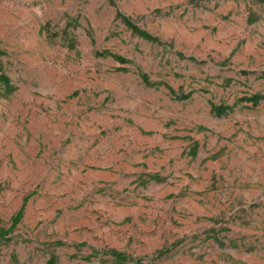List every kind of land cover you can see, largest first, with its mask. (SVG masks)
<instances>
[{
	"label": "rangeland",
	"instance_id": "rangeland-1",
	"mask_svg": "<svg viewBox=\"0 0 264 264\" xmlns=\"http://www.w3.org/2000/svg\"><path fill=\"white\" fill-rule=\"evenodd\" d=\"M29 194L0 264H264V0H0V231Z\"/></svg>",
	"mask_w": 264,
	"mask_h": 264
},
{
	"label": "trees",
	"instance_id": "trees-1",
	"mask_svg": "<svg viewBox=\"0 0 264 264\" xmlns=\"http://www.w3.org/2000/svg\"><path fill=\"white\" fill-rule=\"evenodd\" d=\"M117 15H118V17L121 18V20L129 28L132 29V31L135 34L141 36L144 39H147V40H150V41H153V42H157V43H162L161 39L158 36L153 35L149 30H147L145 28H142L139 25H137L130 16H127V15L121 13L120 11H118ZM30 197H31V194L27 195L24 198V201H23L20 209L17 211V213L12 218L11 225L7 229L0 231V235L1 236L5 235L6 233H10L11 231H13L15 229V227L17 226V224L21 221V218H22L23 213H24L25 206H26L27 201L29 200ZM167 250L168 249H166V248L158 250L157 254L162 255L165 252H167ZM110 253L113 254L114 256L122 258L124 260H130V261L138 260L135 257H133L132 255H128L125 252L111 250ZM54 263H55V259L54 258L49 260V264H54Z\"/></svg>",
	"mask_w": 264,
	"mask_h": 264
}]
</instances>
